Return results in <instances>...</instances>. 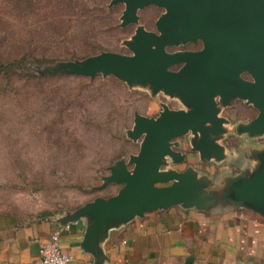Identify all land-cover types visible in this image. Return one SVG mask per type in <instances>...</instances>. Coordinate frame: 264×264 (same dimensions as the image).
Masks as SVG:
<instances>
[{"label": "water", "instance_id": "obj_1", "mask_svg": "<svg viewBox=\"0 0 264 264\" xmlns=\"http://www.w3.org/2000/svg\"><path fill=\"white\" fill-rule=\"evenodd\" d=\"M118 4L125 6L121 27L137 26L125 42L131 55L102 52L84 60L58 62L39 73L114 77L130 89L148 88L152 95L176 98L184 108L162 104L157 117L135 113L127 136L140 141L139 152L116 161L98 187L117 185V193L97 197L63 217L64 226L85 222L81 247L97 264L104 261L102 243L112 229L155 211L175 206L206 212L232 207L264 218V149L252 152L251 169L226 177L220 189L191 166L183 171L173 168L187 162L177 142L186 136L201 161L220 163L227 158L222 141L228 121L220 116L216 97L223 106L234 98L252 104L258 116L236 132L264 137V0H112L110 7ZM150 6L165 10L156 31L140 25L139 12ZM198 41L203 43L199 52L167 51ZM245 72L254 83L241 78Z\"/></svg>", "mask_w": 264, "mask_h": 264}, {"label": "rangeland", "instance_id": "obj_2", "mask_svg": "<svg viewBox=\"0 0 264 264\" xmlns=\"http://www.w3.org/2000/svg\"><path fill=\"white\" fill-rule=\"evenodd\" d=\"M111 1L0 0V61L19 62L3 63L0 70V213L32 217L116 193L120 186L98 187L116 161L139 152L140 141L127 136L135 113L157 117L162 104L184 108L176 98L152 95L148 88L130 89L114 77L39 73L58 62L102 52L131 55L125 42L137 26L121 27L125 6L110 7ZM163 13L155 6L140 11V25L155 31ZM221 116L230 121L222 141L227 158L198 165L191 160L197 153H184L187 165L215 174L217 188L223 177L251 169L252 152L264 149V137L236 132L238 124L257 116L252 107L235 101ZM177 142L188 144L189 136Z\"/></svg>", "mask_w": 264, "mask_h": 264}, {"label": "crops", "instance_id": "obj_3", "mask_svg": "<svg viewBox=\"0 0 264 264\" xmlns=\"http://www.w3.org/2000/svg\"><path fill=\"white\" fill-rule=\"evenodd\" d=\"M187 149L189 143L182 144L181 151L185 153ZM192 155L191 160L198 161V165L208 163L201 161L199 155ZM188 166L210 178L215 189L223 186L216 187L219 182L213 177L215 174L205 166L208 173L187 162L173 168L183 171ZM73 212L32 217L0 213V264H40L41 247L65 227L63 217ZM68 225L70 228L60 236V244L74 258L71 264H97L94 256L81 247L85 222ZM102 252L101 264H264V218L232 207L206 212L175 206L112 229L102 243Z\"/></svg>", "mask_w": 264, "mask_h": 264}, {"label": "built area", "instance_id": "obj_4", "mask_svg": "<svg viewBox=\"0 0 264 264\" xmlns=\"http://www.w3.org/2000/svg\"><path fill=\"white\" fill-rule=\"evenodd\" d=\"M70 225L58 229L51 237V241L40 249V264H71L73 257L67 253L60 244V236Z\"/></svg>", "mask_w": 264, "mask_h": 264}, {"label": "flooded vegetation", "instance_id": "obj_5", "mask_svg": "<svg viewBox=\"0 0 264 264\" xmlns=\"http://www.w3.org/2000/svg\"><path fill=\"white\" fill-rule=\"evenodd\" d=\"M161 9V8H160ZM162 10H164V9H162ZM164 12H165V10H164ZM161 17V16H160ZM159 17V18H160ZM158 18V19H159ZM155 26H156V23H155ZM156 31V30H155ZM203 49V43L201 42V41H198V42H196V43H192V42H189V43H186V44H183V45H180V46H177V47H172V48H168L167 49V51L168 52H171V53H175V52H184V51H188V52H199V51H201ZM182 66V65H181ZM181 66H178V67H175L174 68V70H177V69H179ZM241 78L244 80V81H247V82H250V83H254V79H253V77L249 74V73H247V72H245V73H242L241 74ZM216 101H217V105H218V107L221 109V114H222V111L224 110V109H227V108H231L232 107V105H233V103L235 102V101H240V102H243L244 103V106L245 107H252L256 112H257V116H258V113H259V111L252 105V104H248L247 103V101L246 100H242V99H239V98H234V99H232L231 101H230V104L229 105H227V106H223L221 103H220V97H216ZM172 109V108H171ZM180 109H182V108H180ZM177 110V109H176ZM221 114H220V116H221ZM256 116V117H257ZM222 117V116H221ZM255 117V118H256ZM224 118V117H223ZM254 118V119H255ZM226 119V118H225ZM253 119V120H254ZM227 121H228V124L230 123V121L228 120V119H226ZM252 120V121H253ZM251 121V122H252ZM249 124V123H248ZM240 125H247V124H238L237 126H236V129H237V127L238 126H240ZM227 126V125H226Z\"/></svg>", "mask_w": 264, "mask_h": 264}, {"label": "trees", "instance_id": "obj_6", "mask_svg": "<svg viewBox=\"0 0 264 264\" xmlns=\"http://www.w3.org/2000/svg\"><path fill=\"white\" fill-rule=\"evenodd\" d=\"M21 62V61H20ZM3 63L7 66V65H10V64H15V63H19L18 62V60H14L13 62H11V63H5V62H1L0 61V70L4 67V65H3ZM46 76H48V75H46ZM62 76H65V75H62ZM110 186H114V187H116V185H110ZM79 207H75V208H72V209H68V208H66V209H62L60 212H63V211H67V212H73V211H75L76 209H78ZM52 213H50V212H42V213H40V214H38V215H41V216H49V215H51Z\"/></svg>", "mask_w": 264, "mask_h": 264}]
</instances>
